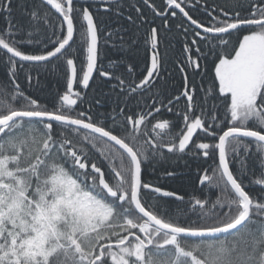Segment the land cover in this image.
Wrapping results in <instances>:
<instances>
[{
  "label": "snow or ice",
  "instance_id": "snow-or-ice-1",
  "mask_svg": "<svg viewBox=\"0 0 264 264\" xmlns=\"http://www.w3.org/2000/svg\"><path fill=\"white\" fill-rule=\"evenodd\" d=\"M43 3L58 23L28 0H0V15L7 21L0 30V50L12 81L10 89L0 85V264H264V192L251 194L245 184L258 172L249 184L264 189V0L214 8L208 24L185 10V0H165L159 8L144 0L166 30L177 9L194 26L189 34L183 23L177 25L187 41L179 64L182 90L171 97L161 92L159 106L154 100L147 112L129 115L118 106L116 115L104 120H93L90 109L79 108L82 90L98 71L101 33L91 5ZM17 8L29 18L27 26L14 22ZM134 11L140 26L149 23L140 8ZM74 13L81 21L86 57L79 68L72 58ZM127 19L135 23L132 15ZM41 23L51 36H42ZM154 24L145 33L151 47L146 74L127 89L126 81L116 77L125 96L151 91L161 76L159 26ZM114 34L124 41L119 31L106 30V39ZM210 58L214 76L204 88L195 77ZM28 64L63 73L64 90L51 108L16 82L17 70ZM99 75L111 76L106 70ZM26 79L32 82L31 75ZM182 99L186 107L178 113L183 122L178 135H172L175 124L168 119L157 120L150 131L141 128L161 108L172 112ZM209 99L219 101L222 115ZM120 116L126 126L117 123ZM198 133L209 142H194ZM190 144L215 161L199 183L218 194L215 199L194 196L188 208L173 213L160 200L184 201V196L147 181L145 169L162 155L161 147L184 152Z\"/></svg>",
  "mask_w": 264,
  "mask_h": 264
},
{
  "label": "trees",
  "instance_id": "trees-1",
  "mask_svg": "<svg viewBox=\"0 0 264 264\" xmlns=\"http://www.w3.org/2000/svg\"><path fill=\"white\" fill-rule=\"evenodd\" d=\"M30 4H34L43 11H47L49 18L53 23H58V16L54 10H51L49 6H46L42 0H28ZM158 8L163 7L165 0H150ZM245 4L249 0H243ZM23 3V0H21ZM236 3V0H185L184 7L189 14L199 21H203L205 24L210 22V16L216 13L212 10L217 7H226L229 10L232 5ZM75 6L79 9L80 5H91V11L98 19L100 29V41H99V59H98V71L96 72L91 85L88 89L82 90L84 97V103L79 105L80 110L90 109V114L93 120L98 117L104 120L106 117L115 116L118 106L125 108V114H133L138 112H147L153 108V101H156V106H159V100L157 95L161 92L166 96L179 95L183 86V77L179 70V64L183 62L185 58L184 45L187 42L183 32L177 27L180 23L184 24V27L189 28V34H191L193 26H190L186 18L177 11L175 18H169V25L171 30H166L163 27V21L159 17H155L152 10L144 4V0H75ZM118 6V7H117ZM140 8L144 14L145 19L149 22L140 26V19L135 8ZM105 8H109V11H105ZM121 13L117 15V13ZM128 15H132L135 23L128 21ZM16 23L27 26L29 18L17 8L14 13ZM155 20V24L151 26H159V50L163 61V69L161 71L160 78L155 80V87L151 91L140 94L143 90H138L135 94L125 96L121 87L119 86L116 77H119L126 81L123 86L127 89L128 85L133 82L138 83L139 80L146 74V68L150 66V54L151 47L149 43H146L145 33L148 31L149 24ZM74 23L76 25V33L74 37V56L77 60V66L79 68L80 62L86 57L82 55V37L81 33V21L78 13H74ZM7 21L3 15H0V30H4ZM42 36H51L52 32L46 28L43 23L40 24ZM106 30L109 32L119 31V35L124 38V41L117 39L114 34L111 40L106 39ZM236 37H232L235 41ZM86 51V46H84ZM59 63V62H57ZM132 66V72L128 71V66ZM205 71L195 77L198 84H202L204 88L211 86L214 76V68L212 65V58L204 61ZM108 71L111 76L104 77L99 75L100 71ZM190 71V69H189ZM27 75L32 76V82L29 83L26 79ZM11 71L6 62L3 50H0V85H7L10 89L12 87ZM38 79V82H37ZM16 82L20 84L21 89L32 98L38 99L41 104L48 105L50 108L54 103H58V93H62L64 90V76L62 72L49 71L42 65H26L23 69L17 70ZM203 95V93H199ZM164 95H160L159 99H164ZM97 101L99 103H97ZM209 105H217L218 115H222L223 109L219 106V101L209 99ZM185 103L183 99L176 103L172 112H167L165 108H161L160 113H154L153 117H149L146 121L145 130L150 131L152 122L155 119H168L175 124V128L172 131V135H178L180 128L183 127V122L179 116V112L185 110ZM151 122V123H150ZM117 123L124 125V117L120 116ZM126 126V125H124ZM122 133V129H118ZM200 139L196 138L195 142H209L204 137L203 133H198ZM74 142L80 144L79 137H73ZM193 148V146L191 147ZM195 149V148H193ZM196 150V149H195ZM198 151V150H197ZM196 151V153H197ZM162 155L160 159H155L147 163L145 169V179L153 184H158L164 187L166 190L175 191L179 195L184 196V201L167 200L162 198L160 202L173 213L182 212V210L188 208L189 201L186 198L190 197L193 192H198L203 195L204 193L198 190L199 177L195 174V169L199 167L201 163L195 162V158L192 160L181 152H168L160 150ZM197 158V156H196ZM253 161L256 160L255 155L251 156ZM210 164L214 165L215 161L210 159ZM97 163L100 161L97 159ZM257 165L259 162H256ZM211 167V168H214ZM171 172L173 175L168 176L166 173ZM259 178L253 177L251 174L245 178V184L251 190V194L260 195L264 192L261 186L255 183L249 184V180H255ZM208 188V187H207ZM209 192L206 197L215 199L218 194L215 190L208 188ZM248 190V189H246Z\"/></svg>",
  "mask_w": 264,
  "mask_h": 264
},
{
  "label": "flooded vegetation",
  "instance_id": "flooded-vegetation-1",
  "mask_svg": "<svg viewBox=\"0 0 264 264\" xmlns=\"http://www.w3.org/2000/svg\"><path fill=\"white\" fill-rule=\"evenodd\" d=\"M157 120H160V119H158V118H156L155 119V122L157 121ZM155 122H152L153 124L155 123ZM151 123V122H150ZM145 125H146V123H145ZM145 125H142L141 126V128L143 129V130H145ZM151 128V127H150ZM152 135H154V133H152ZM196 136H195V138H194V142H195V140H196ZM193 145H189V148L188 149H186L184 152H181L182 154L183 153H186V155H187V157L189 156L190 157V159L192 160L193 158H195V162H199V163H201L200 165H199V167H197V169H195V174H197L198 175V177H199V181H200V178H201V175H202V173H203V171L205 170V169H210L211 167H214V165H211L210 164V160H209V158H205V157H203L202 156V154H198V151L197 150H195V149H193V148H191ZM160 150H165V151H167V149L166 148H163V147H161L160 148ZM196 151H197V153H196ZM196 156H197V158H196ZM160 157L161 156H158V158L160 159ZM193 157V158H192ZM198 190L200 191V192H202V193H204L205 195H203V194H201V193H198V192H193L192 194H190V197L189 198H186L187 200H191L192 199V197H198V198H204V197H206V194H208V192H209V190H208V188L207 187H205V186H202L199 182H198ZM208 198H210V197H208ZM165 199H167V200H175L174 198H165ZM185 200V199H184Z\"/></svg>",
  "mask_w": 264,
  "mask_h": 264
},
{
  "label": "water",
  "instance_id": "water-1",
  "mask_svg": "<svg viewBox=\"0 0 264 264\" xmlns=\"http://www.w3.org/2000/svg\"><path fill=\"white\" fill-rule=\"evenodd\" d=\"M43 1V0H42ZM75 1V0H74ZM178 10V9H177ZM179 11V10H178ZM194 27V26H193ZM74 37H75V34H74ZM99 47V46H98ZM98 67V66H97ZM95 74H96V72L93 74V78H94V76H95ZM93 80V79H92ZM92 80L89 82V87H90V85H91V82H92ZM194 138H195V136L193 137V140H194Z\"/></svg>",
  "mask_w": 264,
  "mask_h": 264
}]
</instances>
